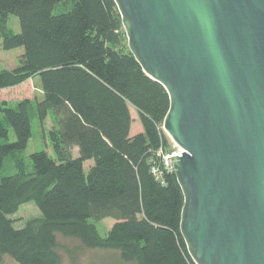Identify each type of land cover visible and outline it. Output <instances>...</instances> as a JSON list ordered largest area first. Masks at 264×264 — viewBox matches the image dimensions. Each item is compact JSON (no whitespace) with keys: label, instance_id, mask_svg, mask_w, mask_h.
Listing matches in <instances>:
<instances>
[{"label":"trees","instance_id":"16d2710c","mask_svg":"<svg viewBox=\"0 0 264 264\" xmlns=\"http://www.w3.org/2000/svg\"><path fill=\"white\" fill-rule=\"evenodd\" d=\"M10 14L18 33L7 27ZM0 39L4 50L24 49L14 68L0 69V90L39 77L42 94L0 100V171L26 148L33 114L41 125L52 121V154L35 151L32 171L16 163L15 173L0 175V263L62 264L64 237L114 250L124 264H195L179 229L182 189L157 153L173 145L162 129L169 96L129 51L115 1L0 0ZM130 106L142 126L132 136ZM9 129L14 140L1 142ZM29 201L41 220L15 228L11 215ZM106 217L115 223L102 237L88 219Z\"/></svg>","mask_w":264,"mask_h":264},{"label":"water","instance_id":"95a60500","mask_svg":"<svg viewBox=\"0 0 264 264\" xmlns=\"http://www.w3.org/2000/svg\"><path fill=\"white\" fill-rule=\"evenodd\" d=\"M169 96L162 129L195 264H264V0H114Z\"/></svg>","mask_w":264,"mask_h":264},{"label":"rangeland","instance_id":"374dc122","mask_svg":"<svg viewBox=\"0 0 264 264\" xmlns=\"http://www.w3.org/2000/svg\"><path fill=\"white\" fill-rule=\"evenodd\" d=\"M7 27L14 33L20 31L18 18L10 14L7 18ZM22 47L4 50L1 47L0 39V69H12L19 61L20 55L23 53ZM30 99L32 101L42 98L40 90V79L34 77L28 79L20 85L11 87V89L0 90V100H5L9 104L13 105L21 99ZM131 111L135 114L134 107L130 106ZM136 115V114H135ZM137 122L140 125L139 120ZM135 123L132 125V131L135 128ZM52 126L50 117L44 121L41 125L39 120L33 114L31 120L32 136L28 141L26 148L16 155H7L3 160V166L0 171V175H10L16 172V163H22L26 171H32V164L29 160L31 153L39 150L48 151L52 154L50 147L47 131ZM14 140V134L9 129L8 138L2 139L1 142H11ZM173 150V146L171 147ZM77 156V152H74ZM93 164L92 160L84 163L85 172L88 171L89 166ZM15 228H21L27 223L39 222L41 220V214L33 201L23 203L19 206L18 210L11 215ZM89 223L93 224L99 235L104 237L110 227L115 223V219L106 217L101 220L94 218L88 219ZM60 246L59 254L61 257L62 264H124L119 258L117 252L114 250H102V249H87L80 245L79 241L74 238L59 237L58 239ZM0 264H17L14 260L8 256H4Z\"/></svg>","mask_w":264,"mask_h":264},{"label":"built area","instance_id":"2783aa9c","mask_svg":"<svg viewBox=\"0 0 264 264\" xmlns=\"http://www.w3.org/2000/svg\"><path fill=\"white\" fill-rule=\"evenodd\" d=\"M172 142V141H171ZM173 143V142H172ZM173 150L170 152H163L161 149L157 151L159 155L162 157V162H163V168L165 170H173L172 167V158L175 155H178L180 153V149L173 143ZM151 172L154 174L156 179L161 180L162 179V171L159 167L153 166L151 168Z\"/></svg>","mask_w":264,"mask_h":264},{"label":"crops","instance_id":"0c3cea01","mask_svg":"<svg viewBox=\"0 0 264 264\" xmlns=\"http://www.w3.org/2000/svg\"><path fill=\"white\" fill-rule=\"evenodd\" d=\"M7 89H11V88H7ZM1 90H6V89H1ZM129 110H130V114H131V117H132V123H131V127H130V132H129V135L130 136H132V135H134V134H136V133H138V132H141L142 131V126H141V124L139 125V123L137 122V119H138V116H137V112H136V110H135V114L133 113V111H131V109L129 108ZM139 120V119H138ZM140 122V121H139ZM133 123H135L136 125H135V128H134V130L132 131V125H133ZM77 152V147H74L73 148V155L75 156V154H74V152ZM85 163V162H84Z\"/></svg>","mask_w":264,"mask_h":264}]
</instances>
